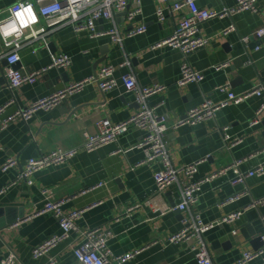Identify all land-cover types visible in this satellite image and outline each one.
I'll list each match as a JSON object with an SVG mask.
<instances>
[{
	"label": "crops",
	"instance_id": "obj_1",
	"mask_svg": "<svg viewBox=\"0 0 264 264\" xmlns=\"http://www.w3.org/2000/svg\"><path fill=\"white\" fill-rule=\"evenodd\" d=\"M16 1L0 0V16ZM196 3L207 10H221L233 7L236 2L196 0ZM170 5V0H142V13L133 26L144 23L146 31L121 43L112 41L108 34L92 37L85 31L75 32L71 26H64L50 33L46 44L23 47L16 67L26 72L39 70L50 65L58 53L71 58L69 67L51 68L36 82L14 89L0 76V106L11 101L0 113V124L19 107L91 76L103 65L115 66L116 80V86L105 92L95 82H89L56 108L39 110L27 122L17 118L0 130V168L8 158L15 162L12 167L0 170V260L12 254L13 264H46L51 257L57 259V264H78L73 254L80 241L76 232L48 254L37 258L32 255L33 249L47 237L61 232L52 213H38L47 199L42 192L46 188L51 189L50 197L66 199L62 206L65 212L84 210L76 221L79 229L109 228L112 234L107 246L114 254L143 248L125 264H197L194 253L184 243L168 240L191 214H199L203 222L209 223L237 210L243 213L236 221L217 224L204 233L214 264H233L245 251L264 250V244L254 247L251 234L264 228V205L250 207L252 200L264 197V174L234 183L235 176L228 171L203 183L189 210H169L181 202V185L186 183V177L180 173L178 182L162 192L156 190L153 175L161 164L138 165L144 157L137 146L141 130L130 127L116 142L93 151L82 147L84 133H96L99 119L107 117L112 122H121L138 110L134 94L125 88L126 75L134 76L141 86L164 85L148 98V103H162L158 111L167 114L170 122L205 99L222 101L226 94L218 87L239 93L264 82V35L260 38L253 35L264 28V0H256L255 12L244 10L199 24L200 34L209 38V42L186 59L204 77L200 82L184 86L176 84L184 59L182 52L166 45L153 48L173 33L181 16L187 13L186 8L173 12ZM159 8L165 13L162 22L156 15ZM231 25L235 30L223 33ZM111 26L121 33L132 28L124 15L117 14L111 21L97 20L95 30L104 31ZM245 37H248L246 43L242 41ZM225 63L228 64L216 68ZM261 103L262 99L253 95L220 108L213 118L201 123L167 129L165 138L173 164L180 167L202 160L195 174L197 179L235 160L241 161V171L259 164L264 166L261 135L264 110L259 124L249 125ZM224 133L230 139L239 138L240 142L228 148ZM56 149H74L75 154L62 164L34 172L28 177L30 182L16 181L30 158ZM117 149L121 151L116 152ZM239 192L245 193L233 200ZM259 242H264V233ZM245 264H264V252Z\"/></svg>",
	"mask_w": 264,
	"mask_h": 264
},
{
	"label": "built area",
	"instance_id": "obj_2",
	"mask_svg": "<svg viewBox=\"0 0 264 264\" xmlns=\"http://www.w3.org/2000/svg\"><path fill=\"white\" fill-rule=\"evenodd\" d=\"M162 1V0H159ZM170 10L178 12L187 9V13L181 16L173 33L156 44L153 48L160 46H169L178 48L184 59L180 64V76L176 82L179 86H184L191 82H200L204 75L201 71L193 70L187 62V56L199 48L206 46L209 38L201 35L199 24L210 18L232 16L244 10L255 12L256 0H235V5L221 10H207L198 7L196 0H170ZM24 11V15L17 18L13 13ZM124 13V18L131 24L132 28L121 33L115 26H111L104 31L95 30L97 20L111 21L118 14ZM142 13V0H17L11 6L4 10L0 16V76L7 80L9 88L14 89L25 83L36 82V79L51 68L66 69L71 64V58L63 53H58L52 57L50 65L39 70L26 72L21 67H16L20 61V50L25 47H34L35 44H46L47 37L53 31L64 26H71L75 32L85 31L90 36L96 37L101 34H108L114 42L121 43L125 38H129L146 31V25L141 23L133 26L134 21ZM156 15L159 22L164 21L165 13L161 8L157 9ZM235 30L231 25L223 33L227 34ZM260 38L264 35V28H260L253 33ZM248 42V37L242 39ZM228 63L217 66V69L226 66ZM115 66L112 64L103 65L98 72L82 80L70 83L64 88L38 100L25 107H19L16 112L8 116L0 124V130L10 121L17 118L27 122L32 115L39 111H48L59 106V104L70 94L80 91L85 84L95 82L102 91H108L116 86L114 77ZM124 84L127 91L130 90L135 96L139 108L125 121L112 122L111 119L103 117L96 122V133H84L83 149L93 151L100 146L116 142L121 134L130 127L142 131L141 139L137 146L143 152L144 157L138 165L159 163L161 168L155 171L154 183L156 190L164 191L170 185L178 182L179 174L183 173L186 177V183L181 185L182 200L169 210H189L195 202L197 195L201 191L203 183L212 181L232 171L234 174L233 182H243L249 176H262L264 166L257 165L255 168L247 171L240 170V160H235L229 165L222 166L203 178H195L198 165L202 160L194 161L189 164L177 167L173 164L170 152L166 142L167 129L177 128L188 124L195 125L205 120L213 118L215 113L222 107L234 103L238 104L250 96H258L262 99L260 107L256 110L250 120V126L259 124L261 114L264 110V82L252 86L249 90L234 92L225 86L218 87L220 91L226 94V97L220 102H213L211 99L205 101L194 108L188 110L185 114L177 116L170 122L167 114L159 112L158 108L162 105H150L148 98L164 88V85L155 83L141 86L136 83L134 76L126 75ZM11 101L0 106V113ZM226 129V128H223ZM224 140L228 148L240 142L239 138L230 139L224 133ZM121 150H116V152ZM75 154V150L56 149L47 154H41L38 157L30 158L23 170L20 171L16 181L28 180V177L34 172H38L50 165H58L66 162ZM15 164L12 158H8L0 170L4 171ZM2 190L0 191V193ZM47 195L43 208L38 213L50 212L58 221L61 232L47 237L43 242L37 245L32 255L34 258L44 256L62 241L67 240L72 232L77 233L80 239L79 243L73 248V254L78 264H125L135 255L140 253L143 248L136 249L124 254H114L107 246L111 237L109 228H84L79 229L76 221L81 217L83 209L65 212L62 208L65 198L54 199L50 197L51 189L42 190ZM245 192H239L233 196L237 200ZM230 201V198L227 200ZM264 205V197L252 200L250 207ZM132 209V208H130ZM129 209V210H130ZM242 211L237 210L224 216L216 222L205 223L199 214H191L190 218L183 221L182 228L168 237L169 242L184 243L185 247L193 252L197 264H214L210 255L209 248L204 240V233L209 231L217 224L232 223L240 218ZM235 233V230L233 231ZM263 249L256 251H245L240 258L233 264H245L262 255ZM14 256L7 255L0 260V264H13ZM46 264H57V259L51 257Z\"/></svg>",
	"mask_w": 264,
	"mask_h": 264
},
{
	"label": "water",
	"instance_id": "obj_3",
	"mask_svg": "<svg viewBox=\"0 0 264 264\" xmlns=\"http://www.w3.org/2000/svg\"><path fill=\"white\" fill-rule=\"evenodd\" d=\"M122 15H124V13H122ZM62 88H64V86H62ZM261 123L264 125L263 120H261ZM261 135L264 139V130L261 132ZM263 233H264V228H259L255 231L251 232V234L253 235V242H254L253 244H255L254 247H259V246L264 244V242H259L262 238Z\"/></svg>",
	"mask_w": 264,
	"mask_h": 264
},
{
	"label": "clouds",
	"instance_id": "obj_4",
	"mask_svg": "<svg viewBox=\"0 0 264 264\" xmlns=\"http://www.w3.org/2000/svg\"><path fill=\"white\" fill-rule=\"evenodd\" d=\"M14 16H16L17 18H20L24 15V11H17L15 13H13Z\"/></svg>",
	"mask_w": 264,
	"mask_h": 264
}]
</instances>
